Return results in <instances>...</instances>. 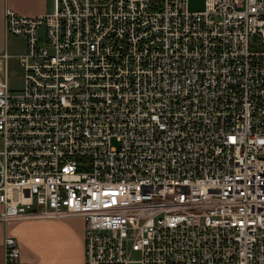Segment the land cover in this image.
<instances>
[{
    "label": "built area",
    "instance_id": "obj_1",
    "mask_svg": "<svg viewBox=\"0 0 264 264\" xmlns=\"http://www.w3.org/2000/svg\"><path fill=\"white\" fill-rule=\"evenodd\" d=\"M54 1L5 11L0 222L80 218L85 264H264V0Z\"/></svg>",
    "mask_w": 264,
    "mask_h": 264
},
{
    "label": "crops",
    "instance_id": "obj_2",
    "mask_svg": "<svg viewBox=\"0 0 264 264\" xmlns=\"http://www.w3.org/2000/svg\"><path fill=\"white\" fill-rule=\"evenodd\" d=\"M54 6V0L52 6L51 0H0V55L9 50L10 36L4 21L6 10L25 17H38L52 13ZM6 236L17 241L20 264H85L84 223L80 218L0 222V264H3Z\"/></svg>",
    "mask_w": 264,
    "mask_h": 264
},
{
    "label": "rangeland",
    "instance_id": "obj_3",
    "mask_svg": "<svg viewBox=\"0 0 264 264\" xmlns=\"http://www.w3.org/2000/svg\"><path fill=\"white\" fill-rule=\"evenodd\" d=\"M204 1L205 0H187L188 12L193 13L202 11L204 8ZM24 50V40L22 38L10 36L9 50H6V53L12 56V58L7 61L8 86L11 90L21 89L23 85V70L17 57L23 54Z\"/></svg>",
    "mask_w": 264,
    "mask_h": 264
}]
</instances>
